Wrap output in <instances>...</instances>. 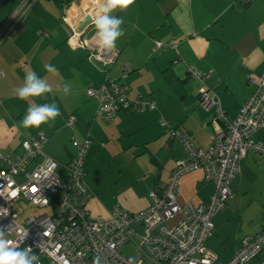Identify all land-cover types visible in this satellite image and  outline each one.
Returning <instances> with one entry per match:
<instances>
[{
    "label": "crops",
    "instance_id": "1",
    "mask_svg": "<svg viewBox=\"0 0 264 264\" xmlns=\"http://www.w3.org/2000/svg\"><path fill=\"white\" fill-rule=\"evenodd\" d=\"M20 1L0 0V23ZM84 1L73 0L67 7L69 13H92L86 10ZM235 1L135 0L128 9L114 11L112 15L123 18L124 35L116 41L115 48L120 52L108 75L118 76L121 65L127 64L131 68L128 80L132 95L143 93L156 102L157 108L122 110L105 120L97 113L99 101L90 98L86 88L102 83L106 73L89 59V49L69 45L72 30L62 19L64 9L60 3L35 0L29 15L15 22L10 37L0 42V152L22 153V140L43 130L53 133L52 139L58 143L47 154L53 158L58 150L65 160L62 164H66L77 155L75 140L90 138L83 162L85 181L94 192L89 212L108 216L115 205L128 210L145 208L153 201L151 191L166 186L177 159L189 155L180 140L172 138L158 122L159 117L162 115L171 128L185 131L193 146L208 148L213 143L216 118L213 110L198 103L200 87H211L229 117L234 118L256 88V83L249 82L248 73L254 71L257 78L264 71V0H253L243 8L238 0V7H234ZM42 28L48 36H42ZM92 30L89 28V32ZM173 39L176 47L154 49L156 41ZM122 47L128 48L126 54ZM48 64L58 69L56 75L46 71ZM190 65L199 72H211L210 78L202 82L191 77ZM30 70L52 86L45 97L31 98L33 102L39 105L54 101L60 110L55 122L42 124L40 129L21 127L29 103L18 99L14 91L23 85L25 73ZM65 83L71 86L69 95L62 92ZM72 116L73 124L66 125ZM253 138L264 143V127L256 130ZM240 169L230 184L232 196L223 206L222 215L218 212L213 217L216 220L212 218L214 233L206 240L224 261L235 254L245 235L264 227L261 223L237 239L224 231L223 218L233 210L251 208L247 214L259 212L264 218L263 154L249 151ZM180 183L188 186L190 198L181 195L186 198L184 204L188 200L200 203L214 190V183L204 179L201 168L183 175L178 188ZM228 239L232 242L227 243ZM221 249L230 250V255L217 252Z\"/></svg>",
    "mask_w": 264,
    "mask_h": 264
},
{
    "label": "built area",
    "instance_id": "2",
    "mask_svg": "<svg viewBox=\"0 0 264 264\" xmlns=\"http://www.w3.org/2000/svg\"><path fill=\"white\" fill-rule=\"evenodd\" d=\"M33 1L24 0L0 24V42L8 37L10 29L23 18ZM67 14L68 11L65 20L72 30L68 41L73 48H88L90 58L104 66L116 59V48L105 52L99 47L94 19L89 22L93 28L89 34L90 26L80 29L74 21L70 22ZM104 52L105 59H99ZM126 68L123 67L125 71ZM188 72L201 81L211 76L210 72L199 73L192 67ZM248 80L256 83V88L231 120L213 90L202 86L199 91V102L205 109L214 108L216 113L213 143L208 148L193 146L185 131L171 128L164 117L159 118L158 122L172 138L180 139L189 155L177 159L166 186L161 191L152 190L153 201L139 210L115 205L108 216H93L89 212L88 203L94 192L85 181L83 163L89 138L75 140L77 155L64 164L62 175L57 172V161L42 152L47 141L44 131L23 139L22 153L0 152V162L4 163L0 167V212L7 211L6 215H0V228L5 229L6 238L17 241L21 249L31 247L39 256V264H93L97 256L101 257L100 264H128L129 258L122 247L129 240H135L139 249L135 264H264L259 256L264 246V228L246 235L235 254L225 261L206 245L207 238L214 233L212 218L232 196L230 181L240 173L242 160L249 151L264 156V143L253 138L254 132L264 127V71L257 78L254 71L249 72ZM87 90L91 98L101 101L97 113L105 120L114 118L122 105L120 102L131 112L155 106L147 98L130 101L129 88L122 87L115 79H107ZM74 119L70 117L66 125H72ZM200 168L204 179L214 183L213 192L205 201L188 200L181 205L176 196L181 177ZM21 199L48 209L20 220L14 206ZM176 215L178 220L171 223L169 220ZM24 233H27L25 239L21 240Z\"/></svg>",
    "mask_w": 264,
    "mask_h": 264
},
{
    "label": "clouds",
    "instance_id": "3",
    "mask_svg": "<svg viewBox=\"0 0 264 264\" xmlns=\"http://www.w3.org/2000/svg\"><path fill=\"white\" fill-rule=\"evenodd\" d=\"M134 3L135 0H100L94 16V26L99 47L105 52L113 50L118 38L124 35V30L121 28L123 18L114 16L112 13L118 10H126ZM45 69L53 75L58 73V69L51 64L45 65ZM98 70L103 71L102 68ZM70 90L71 86L65 83L62 87L63 94L69 95ZM14 91L18 99L26 100L29 103L26 114L22 118L21 127L25 129L39 128L42 124L55 122V119L60 115V110L54 101L38 105L31 99L34 97L43 98L45 94L52 91V86L47 80L40 78L35 71H27L23 85ZM6 214V210L0 212V215ZM26 234H22L20 239H25ZM6 235L5 229L0 228V264H39V256L32 251L31 247L21 249L17 241L7 239ZM100 260L101 257H95L93 264H100ZM128 264H135V257H129Z\"/></svg>",
    "mask_w": 264,
    "mask_h": 264
},
{
    "label": "rangeland",
    "instance_id": "4",
    "mask_svg": "<svg viewBox=\"0 0 264 264\" xmlns=\"http://www.w3.org/2000/svg\"><path fill=\"white\" fill-rule=\"evenodd\" d=\"M24 0H21L17 5L19 6V4L23 3ZM86 4V10H91V11H95L98 9L99 7V3H100V0H93V1H90L87 0V1H84ZM17 6V7H18ZM16 7V8H17ZM68 11V19L71 20L70 22L74 21L76 23V25L82 29V28H85V27H88L90 26L91 24L89 22H86L84 26L83 23L84 21L86 20L87 17H89L90 19H94V16L95 14L92 13V15L88 12L86 13H83L81 14L82 12L81 11H75L73 12V14H70L69 13V9L67 10ZM88 13V14H87ZM92 23V21H90ZM94 24V22L92 23ZM13 28V27H12ZM11 28V29H12ZM91 26H90V30H91ZM10 29V30H11ZM93 32L90 31L89 34H91ZM10 36L8 35L7 38H9ZM80 37V36H79ZM6 38V39H7ZM5 39V40H6ZM4 41V40H3ZM75 47H77V45H75ZM77 48H86V47H77ZM157 46L154 47V49H156ZM88 49V48H86ZM127 49L128 48H123L122 47V53L123 54H126L127 52ZM90 51V50H89ZM118 51V54H117V57L119 56V50L117 49ZM97 52V51H96ZM90 53V52H89ZM98 54V52L96 53ZM105 56H106V53H102L101 57L99 59L101 60H104L105 59ZM116 57V58H117ZM197 79V78H195ZM202 87H200L199 91L201 90ZM181 96L183 94H180ZM171 96V95H170ZM40 129V128H39ZM53 138V133H48L47 132V143L44 145V148H43V151L45 154H47L49 151V148L50 147H56V145L58 144L57 141L55 139H52ZM60 148V147H59ZM64 151V150H63ZM49 154V153H48ZM47 154V155H48ZM50 156V155H49ZM53 159L56 161H58L57 164H59V168L57 169V172H59V174L62 175L63 171H62V164L63 162H65L64 158H60V152H58V150L56 151V154H55V157L53 156ZM0 167H3L2 165H0ZM154 171L157 172V168L155 167L154 168ZM180 188H178L177 190V198H178V201L181 205H185L183 202L185 201V197L183 199V196L181 195H186L188 196V192H187V189H188V186H184L183 184L180 183L179 185ZM189 197V196H188ZM190 198V197H189ZM208 198V197H207ZM207 200V199H206ZM205 201V200H204ZM183 203V204H182ZM14 209L19 213L18 215L19 216V219L20 220H23L25 217H27L29 214H34V215H39L41 213H43L45 210H47L48 208L47 207H41V206H37V204L35 205L34 203L30 202V201H27V200H23L21 199L19 202H16L15 206H14ZM251 210L250 209H246V208H243L240 212V210H233L231 211V213L229 214V216L227 218H223L224 219V223H223V228H224V231L227 232V233H230V234H233L235 236V238H242V236L244 234H247V233H251L253 232L252 229L256 228L259 224H264V218H261V214L259 212L255 213V214H252V215H249L247 214V211ZM244 213L243 217H241V213ZM223 213V209L221 211H219L218 215H222ZM179 218V215H176L174 218H172L171 220H169L171 223H174L176 220H178ZM213 220H216V218H213ZM248 235V234H247ZM246 236V235H245ZM244 236V237H245ZM243 237V238H244ZM242 238V239H243ZM241 239V241H242ZM227 243H231L232 242V239H228L226 241ZM240 243V242H239ZM209 248H212L208 243L206 244ZM240 247V246H239ZM213 249V248H212ZM138 247H137V244L135 242V240H129L127 242V244L125 245V247H122V251L123 253L129 258V257H135V263H136V259H138ZM214 250V249H213ZM215 251V250H214ZM216 252V251H215ZM217 252L223 254V256H228L230 255V250H217ZM222 259V257H220ZM220 259V260H221ZM230 259V258H229Z\"/></svg>",
    "mask_w": 264,
    "mask_h": 264
},
{
    "label": "trees",
    "instance_id": "5",
    "mask_svg": "<svg viewBox=\"0 0 264 264\" xmlns=\"http://www.w3.org/2000/svg\"><path fill=\"white\" fill-rule=\"evenodd\" d=\"M35 1V0H34ZM34 1L32 2V3H34ZM58 1V3H60V6H62L63 7V9H64V11H63V14L61 15L62 16V19H63V21L64 22H66V20H65V16H66V10L68 9L67 7H70L71 6V2L73 1V0H57ZM253 0H251V2H252ZM251 2L249 1V2H245L244 0H238V4H239V7L240 8H243V7H246V6H248L249 4H251ZM32 3H30L31 5H30V7H29V9L27 10V12L25 13V15H29V12L31 11V9H32ZM233 6L234 7H238L237 6V0L233 3ZM12 15V14H11ZM11 15H9V16H6L5 17V19L0 23V24H2V23H4L7 19H8V17H10ZM24 15V16H25ZM23 17V16H22ZM24 18V17H23ZM41 31H42V36H48L49 35V33H48V31L46 30V29H44V28H42L41 29ZM40 31V32H41ZM72 34V33H71ZM70 38V37H69ZM68 38V39H69ZM67 39V40H68ZM68 43H69V41H68ZM157 43H160V46L159 47H157L156 49L157 50H167V49H169V48H172V47H176V41L173 39L172 41H169V42H165V41H163V40H158V41H156V45H157ZM69 45H70V43H69ZM155 45V46H156ZM71 46V45H70ZM72 47V46H71ZM117 50V49H116ZM118 58V57H117ZM115 59L113 62H110V64H108V65H106V66H104L103 65V63L102 62H99L98 60H95V59H93V58H90V56H89V59L90 60H92L95 64H97L98 65V67L99 68H102L103 69V71L102 72H105L106 74H105V80L103 81V82H106V80L107 79H115L117 82H118V84L119 85H122V87L123 86H127L128 88H129V90L127 91L128 92V96H129V100L130 101H134V100H136L138 97H141V98H147L143 93H138V94H136V95H132V93H131V91H132V87L130 86L131 85V83L129 82V80H128V77H129V73H130V71H131V68L127 65V64H124V65H121V70H120V73L118 74V76H111V75H108L109 73V68H110V66H112L113 64H115V62H117V60L118 59ZM26 62V61H25ZM23 65H25V64H23ZM124 66H127V68H126V71L123 69V67ZM189 67H192V68H194V69H197L195 66H192V65H190V66H188V68ZM197 72H199V70L197 69ZM209 72V71H208ZM199 73H204V72H199ZM122 74H124L125 76H123ZM249 74V73H248ZM207 78H210V77H207ZM207 78H205V79H207ZM205 79L204 80H202V82H205ZM99 84H101V83H99ZM97 86L98 84H94V85H90V86H88L87 88H90L91 86ZM203 86H207L208 88H210V90H213L211 87H209L208 85H206V84H204ZM87 88H86V92L88 91L87 90ZM115 94V93H114ZM199 94V93H198ZM87 95L89 96V94H88V92H87ZM217 96V95H216ZM90 97V96H89ZM219 97V96H218ZM91 98V97H90ZM96 98V97H95ZM140 98V99H141ZM97 99V101H99V98H96ZM148 99V98H147ZM219 99H220V97H219ZM248 99V98H247ZM246 99V100H247ZM138 100V99H137ZM152 100V99H151ZM245 100V101H246ZM153 102H154V107L152 108V109H154V108H157V104H156V102L154 101V100H152ZM220 101H221V99H220ZM120 102V101H119ZM100 103H101V101H99V106H100ZM198 103L202 106V107H204L200 102H199V100H198ZM221 103H222V101H221ZM244 103V102H243ZM120 104H122L123 105V103L122 102H120ZM120 106L119 107V110L118 111H116V115L119 113V111H122V110H126V108L124 107V106ZM243 104H241L240 106H242ZM99 106H98V109H99ZM222 106H223V104H222ZM240 106H239V110H240ZM223 108V107H222ZM97 109V110H98ZM204 109H205V107H204ZM207 110H209V109H207ZM211 110H213L214 111V113H215V110H214V108H211ZM224 110H225V108H224ZM225 112L227 113V111L225 110ZM239 113V112H238ZM99 115V114H98ZM227 115H229L228 113H227ZM215 116H216V113H215ZM161 117H163L162 115L159 117V118H161ZM236 117V116H235ZM231 119H233V118H230V120ZM167 122V121H166ZM39 131H43V130H39ZM39 131H37L35 134H37ZM34 134V135H35ZM45 134H46V132H45ZM47 135V134H46ZM90 139V138H89ZM180 140V139H179ZM90 142H91V140H90ZM241 172V171H240ZM240 174V173H239ZM238 174V175H239ZM237 175V176H238ZM236 176V177H237ZM235 177V178H236ZM234 178V179H235ZM233 179V180H234ZM232 180V181H233ZM231 182V181H230ZM231 184V183H230ZM232 192V191H231ZM229 199V198H228ZM264 228V227H263ZM262 229V228H261ZM261 229H260V231H261ZM259 232V231H258ZM258 232H256V233H258ZM256 233H252V234H256ZM259 256H260V258L261 259H263L264 260V246H263V248H262V251H261V254H259Z\"/></svg>",
    "mask_w": 264,
    "mask_h": 264
},
{
    "label": "water",
    "instance_id": "6",
    "mask_svg": "<svg viewBox=\"0 0 264 264\" xmlns=\"http://www.w3.org/2000/svg\"><path fill=\"white\" fill-rule=\"evenodd\" d=\"M90 21H92V19H90L89 17H87L82 26H84L86 22H90Z\"/></svg>",
    "mask_w": 264,
    "mask_h": 264
}]
</instances>
